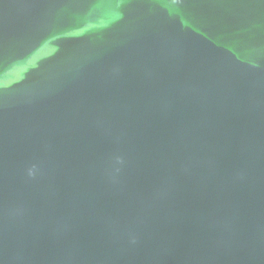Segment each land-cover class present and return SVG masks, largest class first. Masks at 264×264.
Segmentation results:
<instances>
[{"label": "water", "instance_id": "water-1", "mask_svg": "<svg viewBox=\"0 0 264 264\" xmlns=\"http://www.w3.org/2000/svg\"><path fill=\"white\" fill-rule=\"evenodd\" d=\"M0 264H264V0H0Z\"/></svg>", "mask_w": 264, "mask_h": 264}]
</instances>
